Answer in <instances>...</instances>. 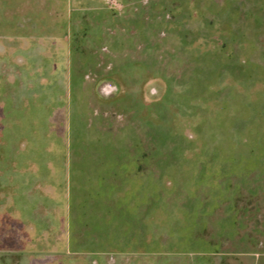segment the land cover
I'll list each match as a JSON object with an SVG mask.
<instances>
[{
  "label": "rangeland",
  "instance_id": "rangeland-1",
  "mask_svg": "<svg viewBox=\"0 0 264 264\" xmlns=\"http://www.w3.org/2000/svg\"><path fill=\"white\" fill-rule=\"evenodd\" d=\"M33 113L71 164L0 264H264V0H0V148Z\"/></svg>",
  "mask_w": 264,
  "mask_h": 264
},
{
  "label": "crops",
  "instance_id": "crops-1",
  "mask_svg": "<svg viewBox=\"0 0 264 264\" xmlns=\"http://www.w3.org/2000/svg\"><path fill=\"white\" fill-rule=\"evenodd\" d=\"M33 115L17 118L15 136L1 137L5 139L1 141L0 148V183L14 184L11 198L2 202L3 205L14 207V230L16 237L22 239L16 244L17 250L31 253H35V232L40 229L39 219L35 217V190H39L42 184L52 186L54 182L48 175L56 172L64 174L71 164L68 152L58 153L48 148L45 144L47 135H44L45 138L40 137L38 121ZM8 142L13 143L15 148H11ZM25 230L29 233L26 236L30 237L28 241H23ZM95 254L97 256L92 258L91 264H109L103 253Z\"/></svg>",
  "mask_w": 264,
  "mask_h": 264
}]
</instances>
